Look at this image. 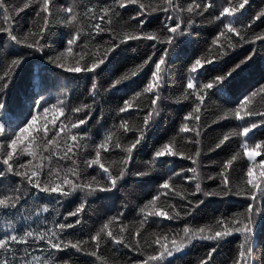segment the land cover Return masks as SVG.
Returning a JSON list of instances; mask_svg holds the SVG:
<instances>
[{
	"label": "snow or ice",
	"instance_id": "snow-or-ice-1",
	"mask_svg": "<svg viewBox=\"0 0 264 264\" xmlns=\"http://www.w3.org/2000/svg\"><path fill=\"white\" fill-rule=\"evenodd\" d=\"M250 2L223 0L218 6L217 0H0V52L4 53L0 61V110L7 108V92L25 57L44 52L57 26L67 30V39L49 49L52 54L47 55V61L66 73L90 76L86 95L92 101L71 105L65 89L50 103V95L37 92L27 100L24 119L17 123L0 119V184L9 181L11 185L0 191V216L13 217L4 221L6 227L0 232V264H69L68 259H61L69 252L112 264L101 255L108 245L136 253L128 264H173L169 258L201 242L210 243L197 264H213L214 253L233 237L238 240L231 264H257L258 257L264 258V238L258 241L256 235L258 227L264 231V140L248 142L254 129H264V109L257 110L254 103L257 98L264 101V83H258L235 107L223 109L212 121L234 119L242 126L225 131L208 152H216L235 137L241 143L218 164L217 171H201L202 129L206 127L202 117L210 93L222 90L235 76L248 71L256 59L257 43L264 47V28L254 31L258 21L264 23V6L247 18ZM133 6V14L125 19L122 10ZM25 10L32 15L22 24L18 17ZM158 14L163 18L158 26L150 27ZM209 15L207 22L218 31L188 64L179 93L165 95L169 62L178 38L190 35L197 19ZM244 45L251 51L243 49ZM141 48L144 54L138 63L133 61L123 72L110 75L106 87L98 81L109 64L119 61L129 49L139 58ZM237 48L247 55L225 71L224 65L234 58ZM216 68L219 73L206 82L199 78ZM121 89L125 95L131 91V96L114 109L113 123L93 141L87 129L92 119L102 124L103 109L99 117L94 115V107L103 102L101 90L110 95ZM167 101L177 105L187 102L191 109L181 118L174 135L154 144L146 169L133 172L135 155ZM133 113L134 120L129 118ZM130 135L132 139H128ZM181 137L183 143L178 141ZM184 145L194 147V151L186 152ZM242 157L247 158V167L234 180L235 163ZM175 158L190 161L191 166L166 169L170 175L161 177L155 194L137 206L136 219L125 220L130 210L125 203L94 231L83 232L89 197L113 198L129 175L141 178L136 181L141 183L158 164ZM89 170L95 174L89 175ZM12 178H16L14 184ZM205 181L215 186L209 188ZM77 194L75 208L61 212L59 206ZM229 196L243 198L245 206L211 223H195L206 198ZM40 200L47 202L38 203ZM52 212L55 216L49 221L44 214ZM33 217L39 221L35 227ZM165 222H174L177 227L164 228ZM152 224L159 230L150 231ZM78 229L83 238H72L71 233Z\"/></svg>",
	"mask_w": 264,
	"mask_h": 264
},
{
	"label": "trees",
	"instance_id": "trees-1",
	"mask_svg": "<svg viewBox=\"0 0 264 264\" xmlns=\"http://www.w3.org/2000/svg\"><path fill=\"white\" fill-rule=\"evenodd\" d=\"M63 2V0H61ZM86 2V0H84ZM223 3V0H217L219 6ZM264 6V0H251L250 5L246 6L248 11L246 17L250 18L255 14V10ZM124 18L133 14L134 6L127 10H122ZM214 14V13H213ZM32 12L25 10L24 13L18 17V20L22 24H26L27 20L31 17ZM162 14H158L153 18L150 27L158 26L162 19ZM210 19V15L206 16L203 20L197 19V23L192 26L191 34L185 37H179L176 47L174 49L173 58L169 62V71L167 77V86L165 88V95H177L181 90L182 82L186 81V69L191 60L199 55L211 41L218 28L214 24H210L207 21ZM55 34H50L46 41V48L44 52L33 53L26 56L22 67L15 74L14 81L11 84L7 92V108L0 110V119L8 120L12 123H17L24 119L27 113L28 103L27 100L33 94L39 92L40 94H48L51 96L50 103H53L62 90L67 89L69 96V103L71 105H78L80 103H91L92 101L87 97V89L91 86V77L85 74H72L66 73L62 69H57L47 61V55H51L50 48H57L63 40L67 39V30L59 29ZM264 28V23L257 22V28L254 31H259ZM256 59L249 70L235 76L222 90H218L215 93H210L206 105L205 112L202 117V124L206 125L202 129V139L204 154L201 159L203 165L201 171L205 174H212L218 170V164L222 162L232 153L236 152L239 148L241 140L239 137L233 138L230 142H226L225 146L216 152H208V147H211L218 138L229 129H238L242 126V122L232 120H221L217 123H212L218 115L222 114V110L225 108L235 107L239 103V99L243 95H246L253 88L257 87L258 83H264V47H261L259 43L256 45ZM0 49H3V40L0 39ZM243 49L251 51L248 45H244ZM242 48L234 50V58L224 65L226 71L228 67H231L233 63L242 59L244 55H247V51ZM4 51H9L4 49ZM141 55L138 58L136 53H133L131 49L128 50L126 55L119 61H114L108 65V70L98 77V81L104 86H107L108 77L110 75L119 74L126 68L131 67L133 61L139 62L140 58H143L144 50L141 48ZM4 59V53L0 52V61ZM227 60V58H226ZM103 67V66H102ZM115 69V73L110 70ZM219 73V69H209L208 72L201 75V80L207 81L208 78ZM146 82V78L140 83V87ZM138 90V89H134ZM132 92L128 91L127 95L124 94V90L121 89L118 92H113L110 95L103 96V102L94 107V115L100 116V109L104 111V117L102 118V124H98L96 119H92L88 125V131L93 141H98L101 138L104 130L113 123V117L115 115L114 109L122 103L123 99L131 96ZM255 107L257 110L264 109V101L257 98L255 100ZM163 112L160 117L157 118V123L153 125L148 133L147 141L137 151L135 158L131 164L133 172L144 171L146 169L145 162L150 158L151 151L154 150V144L162 143L169 136L175 134V130L178 127L183 115L191 109V104L185 102L182 105L173 104L171 101L165 102ZM142 115V114H141ZM82 118V116L80 117ZM130 119H135L136 114L133 113ZM118 122V121H117ZM130 135L128 139H132ZM264 140V129L257 128L253 130L250 135L249 143L255 144L257 141ZM180 143H183V138H178ZM184 150L194 151V147L190 145H184ZM115 157L109 156L108 159ZM246 157H242L235 163L233 171V179L238 180L239 174L242 168L247 167ZM259 159V157H257ZM23 162V161H21ZM191 166L190 161H186L180 158H175L171 163L165 161L163 165L158 164L156 169L150 173L148 177L142 178L141 183L136 181L141 179L129 175L126 182L122 183L119 190H116L115 197L110 199L97 200L94 197H89V207L84 215V220L87 222L83 229L84 233L94 231L95 226H98L104 218L112 215L120 210L122 204L127 203L128 210L126 221H132L136 219V208L139 204H142L145 200L149 199L152 194H155V189L162 182L161 177L166 178L170 175V172H166V169L171 168L172 171H177L180 168H187ZM2 170V169H0ZM95 174L89 170V175ZM16 178L11 179V183L14 184ZM176 183H179L177 181ZM207 187L212 188L215 185L211 181H205ZM8 186H11L9 181H4L0 184V191L6 190ZM43 195V194H41ZM199 195V194H198ZM127 197L125 200L124 197ZM46 200H40L38 203H46ZM33 201H29L32 204ZM79 203V194L75 198H69L61 206L59 210L61 212L72 211ZM245 206L243 198L229 196V197H208L205 200V204L201 207L200 211L196 214L195 223L205 224L211 223L217 217L230 216L235 212L240 211ZM34 211V209H32ZM44 216L51 221L55 212L51 214L45 213ZM13 219V217L0 216V232H2L6 225L5 220ZM59 219V218H58ZM71 219V218H69ZM259 221V217H257ZM39 224V221L33 217L32 226L35 227ZM164 228L177 227L174 222H165ZM152 229L159 230L156 224H152ZM80 230L76 233H71L72 238H83L80 236ZM257 238L260 241L264 238V231L259 227L257 228ZM238 237L229 238L227 243L222 244L213 256V264H231L233 259L236 243ZM210 242L196 243L191 246L184 254L178 255L175 258H169L173 260V264H197L198 259L202 258ZM101 255L108 258L112 264H128L132 257L137 254L128 249L114 248L112 245L102 249ZM61 259H68L69 264H100L95 258L84 254H72L71 252L62 255ZM261 260L264 258H257V264H261Z\"/></svg>",
	"mask_w": 264,
	"mask_h": 264
}]
</instances>
